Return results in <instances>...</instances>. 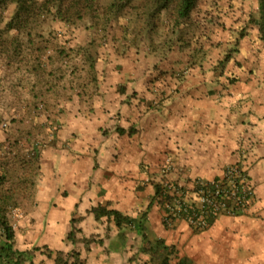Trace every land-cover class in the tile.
<instances>
[{
    "label": "crops",
    "instance_id": "1",
    "mask_svg": "<svg viewBox=\"0 0 264 264\" xmlns=\"http://www.w3.org/2000/svg\"><path fill=\"white\" fill-rule=\"evenodd\" d=\"M57 29L56 46L66 49L81 42L73 39L72 31L80 34L84 28L62 24ZM15 32L11 29L8 34ZM212 32L215 28L205 23L201 33L211 36ZM189 36V42L161 57H146L133 47L108 40L98 56L86 50L88 46L77 48L80 53L74 58L79 63L71 58L50 59L41 65L44 71H38L35 60L40 43L32 38L28 41L34 47L27 55L30 61L18 62L6 75L0 70V109L21 110L16 90H32L35 101H43L40 105L52 110L48 123L56 130L39 134L50 145L39 152L44 183L35 199L48 213L34 214L29 220L32 225L14 229L16 250L46 247L65 255L75 249L84 264H105L106 259L130 264L132 243L141 248L149 245L131 226L118 229L105 216L96 219L90 209L101 205L137 220L145 212L146 239L150 245L159 239L165 247H173L174 262L264 264V96L255 89L262 79L259 74L233 70L239 82L228 85L226 73L232 65L214 73L217 56H213L212 40L198 36L196 30ZM84 55L92 58L90 75ZM79 65L80 70L73 73ZM2 68L8 70L11 65ZM10 95L18 98L8 103ZM12 134L11 128L0 129V153L5 152ZM165 157L174 159L190 179L211 180L227 165H244L254 192L246 213L218 216L205 230L192 229L184 222L164 227L152 197ZM169 177L181 178L175 172ZM58 188L70 192L71 204L58 201L60 209L49 210L51 199L58 198ZM79 216L72 244L66 240L70 219ZM107 229L111 235L102 240ZM88 238L97 241L86 250ZM110 243L118 250H108ZM32 263L54 264L41 248L33 254Z\"/></svg>",
    "mask_w": 264,
    "mask_h": 264
},
{
    "label": "rangeland",
    "instance_id": "2",
    "mask_svg": "<svg viewBox=\"0 0 264 264\" xmlns=\"http://www.w3.org/2000/svg\"><path fill=\"white\" fill-rule=\"evenodd\" d=\"M257 7V0H197L192 11L194 14L191 12L196 20L191 21L190 16L188 20L176 24L174 4L159 14H154L153 6L146 5L145 0L119 2L116 0H0V70L6 75L8 71L14 70L18 62L30 61L27 56L30 50L26 43L28 37L36 39L38 43H44L48 39L51 43L54 41L58 43L57 28L64 22L84 28L80 34H74L72 31L73 39L81 40L73 48H66L67 51L72 50L73 56L80 52L79 49L87 46L86 50L95 51L98 56L102 54V44H106L108 40L116 41L127 48L133 47L144 52L146 57L166 56L182 47L186 41L189 42V33L196 30L198 36L203 34L207 41L212 40L213 56L214 58L217 56L212 64L214 73H223L228 65H232V71L226 73V82L230 86L239 82L233 70H242L247 72L248 76L259 74L262 81L257 83L255 89L259 90L260 96H264V41L260 39L256 25ZM108 20L111 23H107ZM7 23L14 25L17 32L5 33L4 35L7 36H2L4 31L1 25L4 24L6 27ZM205 23L215 28L216 32H212L211 36L201 33ZM108 24L110 28L103 34V26ZM92 28L95 31L91 35ZM1 39L4 40L3 43ZM17 41L19 46L15 44ZM19 51L23 55L18 54ZM48 54L50 57H44L41 61L49 62L50 59H56L63 62L67 59L66 56L58 53L56 55L53 51ZM225 57L228 59L225 60ZM71 59L74 62L78 60L74 57ZM222 60L223 62H220ZM6 65H11V68L3 69L2 67ZM16 92H20V97L10 95L7 102L12 103L18 98L23 108L19 111L4 110L1 106L0 109L1 131L6 132L8 128L13 130V138L5 152L0 153V203L2 204L3 201L5 215L13 230L16 228L23 230V226L33 224V220L29 221L30 216L48 213V210L43 212V206H40L35 199L36 193L43 188L44 183L43 173L40 171L39 152L45 145H50L44 138H40L39 134L54 133L56 130L48 123L52 110L47 105H40L43 101H35L37 95L33 94L32 90L18 88ZM2 124L6 126L3 127ZM53 170L55 171L56 168ZM56 192L58 200L51 199L53 205L48 207L49 210L60 209L59 202L65 205L71 204L69 191L58 188ZM75 218L79 219L81 216ZM109 231L110 229H107L102 240L109 238L111 235ZM87 240L92 242L91 240L96 239ZM84 247L86 248L85 244ZM131 247L133 249L128 259L130 264H161V254L156 253L150 257L140 250L141 246L132 243ZM37 248H41L46 256V247ZM116 250L118 249L113 251ZM71 252L76 253V250L73 249ZM34 253L35 251L32 253V258ZM68 261L84 264L80 253L69 257ZM112 262V259L105 260V264ZM169 264H175L173 259Z\"/></svg>",
    "mask_w": 264,
    "mask_h": 264
},
{
    "label": "built area",
    "instance_id": "3",
    "mask_svg": "<svg viewBox=\"0 0 264 264\" xmlns=\"http://www.w3.org/2000/svg\"><path fill=\"white\" fill-rule=\"evenodd\" d=\"M174 172L181 178L171 179L169 175ZM154 185L160 190L154 204L160 210L162 224L169 228L184 222L192 229L205 230L218 216L246 213L254 195L247 169L239 163L225 166L211 180L190 179L174 159L165 157Z\"/></svg>",
    "mask_w": 264,
    "mask_h": 264
},
{
    "label": "trees",
    "instance_id": "4",
    "mask_svg": "<svg viewBox=\"0 0 264 264\" xmlns=\"http://www.w3.org/2000/svg\"><path fill=\"white\" fill-rule=\"evenodd\" d=\"M121 0H116V2H119ZM126 1H130V0H126ZM196 1L197 0H145L146 5H151L153 6L154 10L153 13L154 14H159L161 11L167 9L168 7H170L171 5L174 4V11H175V23L179 24L182 23L186 20L189 19L191 12L193 11L195 5H196ZM258 1V18H257V27H258V32H259V36L260 39L264 41V0H257ZM112 5H114L112 3ZM107 23H111L110 20L106 21ZM63 25H72L70 23H62ZM3 27L4 32H2V36L5 33H9V31L11 29H14L15 31L16 28L14 27V25H11L10 23H7L6 27L4 24L1 25ZM110 25H104L103 26V34H105ZM60 27V26H58ZM94 29V28H92ZM190 34V33H189ZM54 35V34H53ZM57 37V36H56ZM190 38V37H189ZM30 40H26L27 46H28V41L29 44L32 41V38H29ZM42 41H45L46 39H41ZM25 42V41H24ZM40 42V41H39ZM49 39L46 40L44 43L40 42V44L35 47V51H37V56L36 59L39 61V69L38 71H44L41 70L43 67L42 62L45 61H41L42 58L44 57H50V55L48 54V52H50V50H52L56 55L57 53L62 55V56H66L67 59L68 58H72L74 57L72 54V50L67 51L65 48L59 47L60 45L54 44V43H50ZM187 43V41H186ZM185 43V44H186ZM16 46H19L18 43H16ZM184 44V45H185ZM33 46V45H32ZM29 47V49L34 48V47ZM183 46V45H182ZM71 49V47H69ZM73 48V47H72ZM56 50H58V52H56ZM80 52H78L77 54H79ZM18 54L23 55L20 51L18 52ZM55 55V57H56ZM41 58V59H40ZM57 58V57H56ZM228 59L225 57V60ZM84 60L86 63V72L87 75H90L92 72L93 67V62H92V58L89 56H85L84 55ZM220 62H223L220 61ZM75 63H79V61L77 60V62ZM80 70V65L76 66L73 69V73L76 71ZM82 70V69H81ZM82 75V74H81ZM42 102V101H41ZM118 132H121V130L118 129ZM153 188H154V194L152 197V201L154 203V200L156 198V196L159 194L160 190H159V186L158 185H154L153 184ZM168 198V196H166ZM151 201V202H152ZM1 202V199H0ZM4 205H3V201L2 204L0 203V264H33L32 263V253L34 251H37L38 248H32L31 250H26V251H18L14 248V230L11 227V225L8 222V219L5 215V209H4ZM90 212L94 215V217L97 219L99 217L105 216L107 221H112L113 224L120 229L123 225H127V226H131L133 227L140 235L141 238L146 241L147 245H149V247L147 246H143L140 250L143 253H149L151 255H155L156 253H158L159 250H161L162 252V259H161V264H169V262L176 257L175 255V250L173 247H165L163 245V242L161 240H155L153 241V244L150 245V242L146 239L145 234L143 233L145 231V226H144V219H145V212H143L141 214V217L139 220L131 218L127 215H123L122 213H120L117 210L114 209H107L106 206H101V205H97L94 206L90 209ZM78 221V219L75 218H71L70 219V225H71V229L69 231V233L66 236V240L70 241L72 244H74V233L78 232L79 230L74 226L76 224V222ZM164 227L169 228L167 226L164 225ZM93 242H95L94 240H91ZM100 241H98L99 243ZM89 240L85 239V246H86V250H88V244H89ZM159 248V249H158ZM117 249L116 246H114L113 244H109L108 245V250L113 251ZM46 250V256L48 258H52L54 264H76V263H70L68 261L69 257L74 256L75 254L77 255V252H71V254H67V255H63L61 252L56 251V252H51L49 251L47 248H45ZM159 254V253H158ZM175 264H190L186 259H181V260H177V262H175Z\"/></svg>",
    "mask_w": 264,
    "mask_h": 264
}]
</instances>
